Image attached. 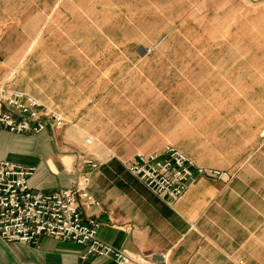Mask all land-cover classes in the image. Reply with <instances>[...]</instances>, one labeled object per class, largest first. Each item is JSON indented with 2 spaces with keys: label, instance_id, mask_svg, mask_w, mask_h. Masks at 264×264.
<instances>
[{
  "label": "crops",
  "instance_id": "crops-1",
  "mask_svg": "<svg viewBox=\"0 0 264 264\" xmlns=\"http://www.w3.org/2000/svg\"><path fill=\"white\" fill-rule=\"evenodd\" d=\"M0 1L13 11L7 20L17 22L27 37L13 45L0 42V86L29 93L42 108L65 117L63 126L38 133L0 129L1 158L33 166L30 184L45 191L88 176L87 188L100 204L81 210L100 222L103 241L134 255L128 264H264L262 61L250 66V52L243 49L246 65L211 67L208 108L197 106L187 114L185 102L155 98L153 84L141 79L146 67H122V38L115 30L105 32L116 26L110 19L116 2L145 11L154 10L152 2L72 0L59 13L58 0L44 6L42 0ZM49 25L77 43V54L47 49L53 35L43 33ZM139 44L150 47L135 46L147 56L151 49L142 55ZM126 52L127 59L136 56ZM72 58L81 63L70 64ZM167 144L198 166L230 174L196 170L186 191L169 201L127 167L138 152ZM85 251L83 244L51 235L30 242H7L0 235V264H120L105 254L83 257Z\"/></svg>",
  "mask_w": 264,
  "mask_h": 264
},
{
  "label": "rangeland",
  "instance_id": "rangeland-1",
  "mask_svg": "<svg viewBox=\"0 0 264 264\" xmlns=\"http://www.w3.org/2000/svg\"><path fill=\"white\" fill-rule=\"evenodd\" d=\"M47 1L53 3L55 0H42V5ZM58 1L62 3L61 13L72 0ZM133 1L131 6H141L136 3L144 0ZM147 1L152 2L154 10H128L123 1L116 2V10L110 12V19L116 26H106L105 32L115 30L122 38V67L147 68L144 71L147 74L141 79L153 84L155 98L167 96L175 104L185 102L186 113L193 114L197 106L208 108L204 100L211 93V67L246 65V60L240 59L243 49L250 52V66L264 63V0ZM12 13L0 1V42L11 41V45L16 40L27 39L17 22L7 20ZM27 13L32 11L24 12ZM49 34L53 36L47 49L76 51L77 43L64 38L58 30L55 32L51 25L45 27L43 37ZM138 42L150 47L147 56L141 57L134 50ZM129 50L136 56L124 57ZM68 61L81 63V59L75 58ZM125 75L122 77H130ZM114 78L111 75L108 80L113 83ZM113 128L111 124L108 135H113Z\"/></svg>",
  "mask_w": 264,
  "mask_h": 264
},
{
  "label": "built area",
  "instance_id": "built-area-1",
  "mask_svg": "<svg viewBox=\"0 0 264 264\" xmlns=\"http://www.w3.org/2000/svg\"><path fill=\"white\" fill-rule=\"evenodd\" d=\"M64 124L61 112L42 108L35 96L0 86V129L38 133ZM85 140L93 142L91 136ZM127 167L169 201L186 191L196 170L219 177L230 174L227 170L198 166L174 144L149 153L138 152L130 158ZM33 169L0 157V235L5 241L30 242L51 235L83 244L86 247L83 257L105 254L120 264H128L135 258L126 249L103 241L98 236L100 222L85 217L82 205L100 204L87 188L88 176H82L71 187L45 191L30 184Z\"/></svg>",
  "mask_w": 264,
  "mask_h": 264
},
{
  "label": "water",
  "instance_id": "water-1",
  "mask_svg": "<svg viewBox=\"0 0 264 264\" xmlns=\"http://www.w3.org/2000/svg\"><path fill=\"white\" fill-rule=\"evenodd\" d=\"M137 50H138V52H139L140 54L143 55V54H145L147 51H149L150 48L146 47V46L143 45V44H139Z\"/></svg>",
  "mask_w": 264,
  "mask_h": 264
}]
</instances>
